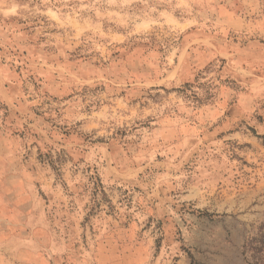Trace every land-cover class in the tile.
Segmentation results:
<instances>
[{
  "label": "rangeland",
  "instance_id": "374dc122",
  "mask_svg": "<svg viewBox=\"0 0 264 264\" xmlns=\"http://www.w3.org/2000/svg\"><path fill=\"white\" fill-rule=\"evenodd\" d=\"M0 264H264V0H0Z\"/></svg>",
  "mask_w": 264,
  "mask_h": 264
},
{
  "label": "clouds",
  "instance_id": "9594fccd",
  "mask_svg": "<svg viewBox=\"0 0 264 264\" xmlns=\"http://www.w3.org/2000/svg\"><path fill=\"white\" fill-rule=\"evenodd\" d=\"M5 7L10 8L14 11L17 6L15 4H6Z\"/></svg>",
  "mask_w": 264,
  "mask_h": 264
}]
</instances>
